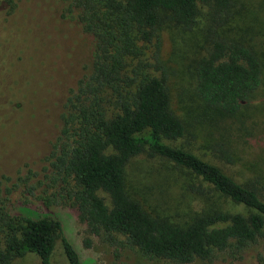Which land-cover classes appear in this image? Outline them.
<instances>
[{
	"label": "trees",
	"instance_id": "16d2710c",
	"mask_svg": "<svg viewBox=\"0 0 264 264\" xmlns=\"http://www.w3.org/2000/svg\"><path fill=\"white\" fill-rule=\"evenodd\" d=\"M64 1L94 38L92 61L66 96L44 169L55 196L76 210L75 223L86 234L83 246L90 247L98 236L115 250L128 246L175 264L211 261L223 252L238 257L258 243L264 247L260 180L239 183L174 144L184 137L186 124L172 108L160 55L165 24L183 31L200 25L204 45L193 63V93L206 110L236 115L260 89L263 63L252 47L220 32L231 19L234 0ZM218 149L229 159L224 147ZM137 155L187 170L200 181L192 190L204 193L205 183L241 210H204L185 226L150 214L126 186V167ZM28 178H0V264H12L27 252L51 264L60 219L24 205L12 207L10 201ZM49 202L56 201L44 199ZM62 246L69 264H95L70 238L62 236Z\"/></svg>",
	"mask_w": 264,
	"mask_h": 264
},
{
	"label": "rangeland",
	"instance_id": "374dc122",
	"mask_svg": "<svg viewBox=\"0 0 264 264\" xmlns=\"http://www.w3.org/2000/svg\"><path fill=\"white\" fill-rule=\"evenodd\" d=\"M0 4V178L29 176L10 196L12 207L24 205L60 219L62 230L55 239L51 264H69L62 236L75 242L81 256L95 264H175L128 246L115 250L98 236L90 247L83 246L86 234L75 223L77 212L55 196L56 187L45 178L44 167L60 129L66 96L91 69L94 38L82 30L64 0H1ZM220 32L258 54L263 63L262 85L234 116L206 110L193 93V63L204 45L200 25L183 31L165 24L160 32V55L168 71L172 108L186 124L184 137L174 144L239 183L258 178L264 195V0H234L231 19ZM219 146L227 150L229 159L219 152ZM193 183L200 181L160 157L137 155L126 167L130 196L150 214L170 222L185 226L204 210H241L205 183L204 193L192 190ZM99 194L109 201L106 193ZM43 198L56 202L47 206ZM12 264L41 262L27 252ZM186 264H264V247L253 244L238 257L223 252L211 261L195 259Z\"/></svg>",
	"mask_w": 264,
	"mask_h": 264
}]
</instances>
